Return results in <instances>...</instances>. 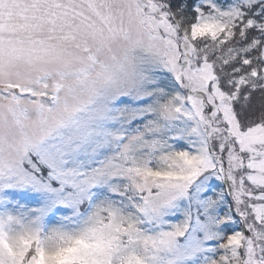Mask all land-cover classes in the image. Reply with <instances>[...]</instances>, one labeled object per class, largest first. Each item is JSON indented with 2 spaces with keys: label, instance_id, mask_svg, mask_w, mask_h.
I'll return each instance as SVG.
<instances>
[{
  "label": "snow or ice",
  "instance_id": "snow-or-ice-1",
  "mask_svg": "<svg viewBox=\"0 0 264 264\" xmlns=\"http://www.w3.org/2000/svg\"><path fill=\"white\" fill-rule=\"evenodd\" d=\"M0 264H264V0H0Z\"/></svg>",
  "mask_w": 264,
  "mask_h": 264
}]
</instances>
